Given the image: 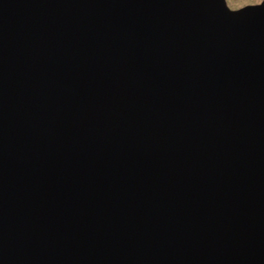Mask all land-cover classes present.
I'll list each match as a JSON object with an SVG mask.
<instances>
[{"label":"water","instance_id":"1","mask_svg":"<svg viewBox=\"0 0 264 264\" xmlns=\"http://www.w3.org/2000/svg\"><path fill=\"white\" fill-rule=\"evenodd\" d=\"M0 264H264V1L0 0Z\"/></svg>","mask_w":264,"mask_h":264},{"label":"flooded vegetation","instance_id":"2","mask_svg":"<svg viewBox=\"0 0 264 264\" xmlns=\"http://www.w3.org/2000/svg\"><path fill=\"white\" fill-rule=\"evenodd\" d=\"M228 7L232 10H237L248 5H258L264 0H225Z\"/></svg>","mask_w":264,"mask_h":264}]
</instances>
